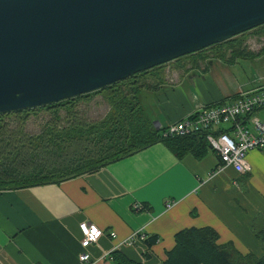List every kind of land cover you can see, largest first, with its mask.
Returning <instances> with one entry per match:
<instances>
[{"label":"crops","instance_id":"0c3cea01","mask_svg":"<svg viewBox=\"0 0 264 264\" xmlns=\"http://www.w3.org/2000/svg\"><path fill=\"white\" fill-rule=\"evenodd\" d=\"M214 66H195L174 81L141 90L157 96L158 103L150 101L146 110L139 99L150 121L165 128L192 112L196 104L233 97L227 88L216 96L205 92L199 78L209 81L208 74L199 77L194 71ZM217 78L222 80L214 74L212 81ZM260 151L247 154L250 172L237 174L231 167L217 171L219 159L209 149L201 157L176 156L160 141L60 183L0 190V264H80L81 222L95 224L103 232L88 247L91 264H114L113 251L123 262L163 264L177 231L204 226L218 233L219 243L230 242L241 253L260 257L264 254V149ZM166 200L175 203L165 208ZM135 203L141 208L134 210ZM152 236L156 242L147 247L143 241ZM129 240L130 244L124 242Z\"/></svg>","mask_w":264,"mask_h":264},{"label":"water","instance_id":"95a60500","mask_svg":"<svg viewBox=\"0 0 264 264\" xmlns=\"http://www.w3.org/2000/svg\"><path fill=\"white\" fill-rule=\"evenodd\" d=\"M264 24V0H0V113L73 98Z\"/></svg>","mask_w":264,"mask_h":264},{"label":"trees","instance_id":"16d2710c","mask_svg":"<svg viewBox=\"0 0 264 264\" xmlns=\"http://www.w3.org/2000/svg\"><path fill=\"white\" fill-rule=\"evenodd\" d=\"M235 37L173 61L191 57L195 65L207 58L202 52L208 49L215 51L220 59L224 57V50H229L232 61L255 57L243 45L245 35ZM164 65L87 94L0 113V190L60 183L96 171L160 141L176 156L192 153L201 157L211 150L203 133L162 138L163 128L156 127L142 108L138 94L163 83ZM93 95H100L108 104V110L99 119L89 120L76 109V102ZM40 110L48 113V119L39 132H27L25 124L29 115ZM8 116H13L14 124L6 120ZM143 242L151 247L156 237H147ZM111 255L114 264H140L130 260L123 262L118 251ZM163 264H264V254L260 257L243 254L230 242L219 243L218 233L212 227H187L174 234V245L166 251Z\"/></svg>","mask_w":264,"mask_h":264},{"label":"built area","instance_id":"2783aa9c","mask_svg":"<svg viewBox=\"0 0 264 264\" xmlns=\"http://www.w3.org/2000/svg\"><path fill=\"white\" fill-rule=\"evenodd\" d=\"M232 99L196 104L192 112L163 128L161 137L203 133L209 148L219 159L217 171L231 167L237 174L250 172L247 154L264 149V85L247 92L239 90ZM174 203V200H166L165 208ZM140 208L137 203L133 205L134 210ZM79 229L82 237L78 260L80 264H91L88 247L96 243L103 232L87 222L79 223ZM109 235L115 237L114 232ZM124 242L130 244V240Z\"/></svg>","mask_w":264,"mask_h":264},{"label":"rangeland","instance_id":"374dc122","mask_svg":"<svg viewBox=\"0 0 264 264\" xmlns=\"http://www.w3.org/2000/svg\"><path fill=\"white\" fill-rule=\"evenodd\" d=\"M246 32V31H245ZM241 34V33H240ZM239 35V34H238ZM245 35V41L243 45L248 49L250 52L254 54L255 57L253 58H238L235 61L230 60V52L229 50H224L223 55L224 57L217 58L215 51L212 50H204L202 54L207 56L204 61H198L195 65L191 62L190 58L182 59L181 61H171L165 63L163 66V78L165 81H174L177 78L178 74L184 75L186 70H191L193 67H206L208 64L214 63L215 66L212 69L201 71L196 70L195 74L199 77L202 74H208L209 81H203L202 78H199V81H202L205 85V92L210 95H220L222 90L225 88L228 89L229 94H235L239 90L243 92H247L254 88L260 87L264 85V26L261 28H254L248 30ZM244 35H239L235 38H242ZM234 37V36H233ZM221 63V64H220ZM182 69V70H181ZM224 71V73H222ZM193 72V73H194ZM214 74L220 75L222 80L219 78L216 81H212L214 78ZM163 80V81H164ZM188 81V80H185ZM155 83L154 81H149ZM214 84H213V83ZM170 83V82H169ZM193 98L195 97L194 92L191 93ZM138 98L141 101L142 106L145 108L148 103L155 105L157 96L154 92H147L144 93L141 91L138 94ZM233 97H225L222 100L215 101H231ZM221 99V98H220ZM233 100V99H232ZM76 109L79 111L80 114L85 116L89 120H96L102 117L108 110V104L103 100L100 95H93L89 99H81L76 102ZM48 119V113L46 111L40 110L37 111L35 114H30L26 124L25 129L29 133H37L41 129L42 124ZM7 121H10L14 124L13 116L6 117ZM259 153L260 150H255ZM212 154L211 152H209Z\"/></svg>","mask_w":264,"mask_h":264}]
</instances>
